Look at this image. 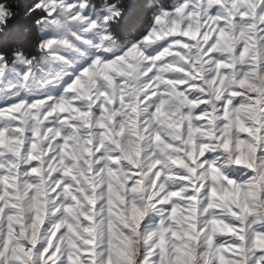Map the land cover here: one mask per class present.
I'll return each mask as SVG.
<instances>
[{
	"label": "snow or ice",
	"instance_id": "snow-or-ice-1",
	"mask_svg": "<svg viewBox=\"0 0 264 264\" xmlns=\"http://www.w3.org/2000/svg\"><path fill=\"white\" fill-rule=\"evenodd\" d=\"M36 10L34 54L0 51V264H264V0L125 40L108 0Z\"/></svg>",
	"mask_w": 264,
	"mask_h": 264
},
{
	"label": "trees",
	"instance_id": "trees-1",
	"mask_svg": "<svg viewBox=\"0 0 264 264\" xmlns=\"http://www.w3.org/2000/svg\"><path fill=\"white\" fill-rule=\"evenodd\" d=\"M114 2L116 0H108ZM16 14L8 20L7 26L0 31V51L9 54L20 47L28 55L34 54L32 43L37 36L36 20L42 14L40 10L28 13L37 0H9ZM102 0H93L99 5ZM122 7V15L111 21V31L116 37H137L139 33L151 22L155 5L157 3H171V0H118Z\"/></svg>",
	"mask_w": 264,
	"mask_h": 264
},
{
	"label": "rangeland",
	"instance_id": "rangeland-1",
	"mask_svg": "<svg viewBox=\"0 0 264 264\" xmlns=\"http://www.w3.org/2000/svg\"><path fill=\"white\" fill-rule=\"evenodd\" d=\"M108 3H116L117 7H118L119 9H121L120 15H122L123 9H122V7L119 5L118 0H116V1H114V2H110V1H108ZM110 29H111V22H110ZM117 38H119V37H117ZM127 38H133V39H135L136 37H126V38H119V39H120V40H125V39H127ZM242 171H243L242 168H238L237 166H232V168H230V169L228 170V174H229L230 176H232V175H234V174H239V173H241Z\"/></svg>",
	"mask_w": 264,
	"mask_h": 264
}]
</instances>
